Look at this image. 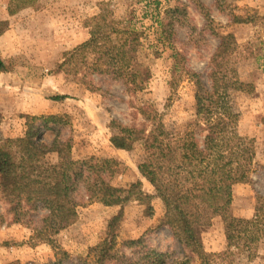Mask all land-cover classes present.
<instances>
[{
  "label": "rangeland",
  "instance_id": "obj_1",
  "mask_svg": "<svg viewBox=\"0 0 264 264\" xmlns=\"http://www.w3.org/2000/svg\"><path fill=\"white\" fill-rule=\"evenodd\" d=\"M175 1L28 0L10 15V0H0V22L6 24L0 25V59L5 67L0 73V138L22 137L25 115L66 116L68 125L61 135L71 139L74 160H113L114 187L125 191L131 183L141 181L142 190L153 194L137 170L143 157L141 147L114 149L109 138L117 130L111 122L142 127L146 122L138 109L151 105L168 131H182L194 118L195 88L185 71L199 73L208 85L209 61L219 42L216 35L231 34L236 45L230 65L233 76L244 86L240 91L231 89L228 102L239 115L238 134L254 140L257 171L251 175L252 183L233 186L228 214L248 219L253 215L256 192L264 193V171L259 168L264 167V26L257 18L250 24H235L231 18L264 15V0H199L210 12V23H205L193 0H181L188 15L176 23V36L170 44L161 34L167 21L165 10L173 8ZM93 18L92 25L99 23L105 34L92 42L86 22ZM130 28L141 33L137 59L141 69L149 72L144 90L138 93H126L121 82L101 65L104 50L119 43L115 31ZM175 55L183 68L180 71L173 68ZM58 96L63 99L55 100ZM44 139L49 142L52 136L46 134ZM56 160V154L46 156L32 166L33 173L48 178L49 167ZM3 195L0 189V264H77L89 247L104 238L108 219L120 209L78 199L76 222L55 238L68 258L57 260L61 255L35 242L32 224H26L35 221V215L15 221ZM151 204L150 217L143 215L144 207L133 199L122 205L118 250L129 253L123 242L143 237L146 245L167 252L171 259L183 258L186 252L162 226L161 201L154 199ZM200 237L205 252L225 251L221 217H214L201 229ZM230 260L215 263L264 264V234L253 258L235 254Z\"/></svg>",
  "mask_w": 264,
  "mask_h": 264
},
{
  "label": "trees",
  "instance_id": "obj_2",
  "mask_svg": "<svg viewBox=\"0 0 264 264\" xmlns=\"http://www.w3.org/2000/svg\"><path fill=\"white\" fill-rule=\"evenodd\" d=\"M27 1L10 0L9 14L14 15ZM193 4L205 23H210L208 9L199 0H193ZM187 15V6L181 0H176L173 8L165 10L167 21L162 29L163 41L170 44L174 41V27ZM249 16L232 15L231 22L250 24L257 18L264 26V15ZM95 19L86 22L92 42L105 34L99 23L92 25ZM0 25L6 24L0 22ZM115 32L119 43L104 50L101 65L107 67L114 80L121 82L126 93L141 92L149 79V72L141 69L137 59L141 33L132 28ZM216 37L219 42L206 75L209 84H204L199 73L185 71L195 88L194 118L182 131H168L151 105L138 109L146 122L142 127L111 122L117 130L109 138L114 149L131 151L135 145L141 147L143 157L137 170L153 194L142 190L141 181L131 183L125 191L114 187L111 184L116 166L113 160H74L70 153L71 139H63L61 135L68 125L66 116L25 115L22 137L0 138V189L4 200L15 221L25 220L30 213L35 215V221L27 220L26 224H32L35 242L46 244L56 255H61L62 258L57 260L67 259L68 254L59 248L55 238L76 222L79 200L84 198L88 203L120 209L108 219L104 238L89 247L77 264H216L215 260L231 261L235 254L245 255L248 259L254 257L264 234V193L256 192L250 218L228 214L233 186L252 183L251 175L257 171L254 169L256 147L252 138L238 134L239 115L228 102L230 90L240 91L244 86L233 76L235 70L230 65L235 38L231 34ZM176 58L175 55L173 68L180 71L183 68ZM4 69L0 59V73ZM62 99V96L55 97V100ZM46 134L52 136L49 142L44 139ZM50 154H56L57 160L49 167V177L42 178L36 171L34 174L32 166ZM259 168L264 171V167ZM130 199L144 207L145 217L153 214L151 202L154 199L161 201L162 226L169 229L174 241L186 252L183 258L171 259L167 252L146 245L143 237L123 242L129 253L118 250L122 205ZM216 216L223 221L226 249L207 253L200 231Z\"/></svg>",
  "mask_w": 264,
  "mask_h": 264
}]
</instances>
